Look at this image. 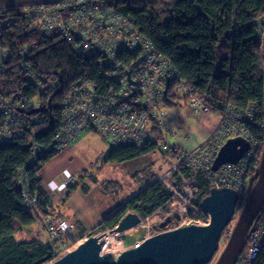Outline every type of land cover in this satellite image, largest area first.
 <instances>
[{
    "label": "trees",
    "instance_id": "1",
    "mask_svg": "<svg viewBox=\"0 0 264 264\" xmlns=\"http://www.w3.org/2000/svg\"><path fill=\"white\" fill-rule=\"evenodd\" d=\"M102 1L114 10L122 12L153 48L167 57L212 111L220 112L226 104L242 109L251 101H255L261 115L256 122L250 121L245 126L247 132L263 144L264 51L260 35L257 33V21L260 16H264V0ZM15 14L23 15L17 8L2 13L4 16ZM0 38L1 46L11 53L5 70L0 74V92L3 95L27 89L24 84V72L20 68L21 62L28 61L34 72L58 83L51 93L37 94L45 106L42 111L37 112L42 118L40 122L23 127L22 134L12 141L0 142V264H45L52 259L54 246L38 239L18 242L14 236L23 227L31 225L41 212L45 215L57 214L45 210L46 192L38 176L42 163L57 153L50 152L36 163L29 164V144L31 141L44 146L53 143L60 125L58 104L75 81H90L96 91L103 95L113 93L117 86L111 79L101 75L99 57L76 55L61 37L39 39L34 31H25L22 23H18L7 28ZM32 42H36V45L28 50L24 58H20L17 48ZM167 90L166 106H180V96L174 95L169 87ZM33 95L35 96L36 92L32 90L26 93V96ZM152 132L156 139L160 138L158 126H154ZM157 149L156 143L151 140L141 147H111L102 157V161L121 163L155 152ZM260 157L259 155L252 161L250 178L257 169ZM89 171L82 170L76 181L66 185L65 197L78 187L87 191L83 183L85 176H90L92 183L96 181L95 176L88 174ZM179 171L185 178L199 183L194 198V202L199 204L211 188L209 176L185 167ZM21 172L28 179L30 192L37 193L38 207L34 211L35 214L29 212L22 204ZM157 175L159 174L149 173L143 187L103 217L101 223L88 236L98 230L112 229L128 212H135L141 218H147L166 207L173 194L164 183L156 180ZM171 178L174 183H182L180 175L176 173L169 177ZM99 186L105 192L111 193L114 188L119 187L114 179L102 180ZM242 202L243 200L237 203L243 204ZM263 216L264 205L255 221H259ZM172 220L173 217L169 222ZM254 261V264H264V242Z\"/></svg>",
    "mask_w": 264,
    "mask_h": 264
},
{
    "label": "built area",
    "instance_id": "2",
    "mask_svg": "<svg viewBox=\"0 0 264 264\" xmlns=\"http://www.w3.org/2000/svg\"><path fill=\"white\" fill-rule=\"evenodd\" d=\"M17 9L23 15L4 16L2 13L5 10L0 12V37L7 28L18 23H22L25 31H34L39 39L61 37L76 55L99 57L101 75L111 79L117 86L113 93L103 95L96 91L92 82L75 81L58 104L60 125L53 143L44 146L31 141L29 164L36 163L50 152L58 154L65 150L87 129L92 128L93 124L96 128L94 130L112 147H141L151 140L156 143L157 151L174 159V163L156 177V180L171 190L173 195L170 202L175 197L182 200L179 215L175 212L171 214L179 219L177 218L176 222H167L166 230H172L185 223L205 224L209 220L200 203L194 202L199 183L182 176L179 171L182 167L207 174L211 187L232 188L237 192L238 201L244 199L250 181L252 161L263 149V144L250 135L245 126L250 121L256 122L261 115L255 101H251L242 109L226 104L217 112L216 126L208 138L191 150L184 149L174 141L187 140L191 137V130L181 126L170 133L167 122L172 113L166 106L167 88L169 87L174 95L180 96L184 111L195 120L199 121L213 111L172 66L170 60L153 48L122 12L107 6L102 0H61L57 3L35 4ZM257 27L261 38L264 16L258 18ZM35 45L36 42H32L19 46L18 56L24 58L28 50ZM10 56V50L0 44V74L5 70ZM20 68L24 72V84L27 89L4 95L0 92L1 143L17 138L22 134L23 127L30 123L40 122L41 116L30 113L45 107L37 94H49L58 86L55 80L34 72L28 61L21 62ZM127 72L134 84L128 82ZM29 90L35 91L36 95L26 96ZM154 126H158V139L152 132ZM237 136H242L248 141L249 150L238 162L224 163L213 171L211 165L220 145L228 138ZM169 137L174 141H169ZM173 173L180 175V189L176 188L173 178L169 179ZM68 181L74 182L75 177L69 178ZM20 187L23 206L35 214L34 211L38 207L37 193L30 192L28 179L23 172L20 173ZM165 215L162 221L170 214ZM39 223L46 242L55 244L51 261L58 259L65 251L67 253L70 248L67 238L73 231V224L59 214H46ZM71 240L74 241L73 238ZM263 242L264 216L251 225L243 252L233 264H254Z\"/></svg>",
    "mask_w": 264,
    "mask_h": 264
},
{
    "label": "water",
    "instance_id": "3",
    "mask_svg": "<svg viewBox=\"0 0 264 264\" xmlns=\"http://www.w3.org/2000/svg\"><path fill=\"white\" fill-rule=\"evenodd\" d=\"M260 39L264 51V30ZM127 80L130 84H134V81L129 77V72H127ZM262 109L264 120V98ZM19 110L21 111V109ZM42 110V108L35 109L30 113ZM92 128L96 129L93 124ZM249 148L250 144L242 136L228 138L220 145L211 169L216 171L217 167L224 163L238 162ZM260 156L257 169L246 188L239 216L214 264L235 263V260L243 252L248 230L264 205V139ZM237 202V192L232 188L211 187L207 196L200 201V205L209 216V220L205 224L185 223L172 230H166L162 229L170 221V218L166 217L159 224L161 232L143 237L136 243L124 244V248L116 255L110 252H101L100 239L107 232L92 234L83 238L74 249L48 264H209L218 250L223 231L235 216ZM141 220L139 214L128 212L108 232L120 235L127 229L138 226Z\"/></svg>",
    "mask_w": 264,
    "mask_h": 264
},
{
    "label": "crops",
    "instance_id": "4",
    "mask_svg": "<svg viewBox=\"0 0 264 264\" xmlns=\"http://www.w3.org/2000/svg\"><path fill=\"white\" fill-rule=\"evenodd\" d=\"M58 1L61 0H0V12L12 8L33 6L35 4L47 5L50 3H57ZM181 109L182 112H179V109L170 112L172 115L169 117L167 124L171 126V129H174V127L178 128L181 125L188 127L191 130V137L187 140L181 139L176 141L171 137L169 141H174L179 147L191 150L208 138L210 135L209 133L216 126L218 116L217 112L213 111L212 114L203 116V118L198 121L195 120L193 116L188 115L184 111L183 106H181ZM88 130H94V128L87 129V131ZM77 139L72 145L65 148V150L60 151L58 154L54 155V157L42 163V167L38 171V176L40 177L42 187L46 192L47 203L45 210L50 213H57L67 222H71L73 224L72 233L76 235L79 234L78 238L83 239L90 234L93 228H96L101 223L103 217L113 212L119 203L124 202L132 195L130 197H125L120 201H115L111 192H105L102 190L101 186H99L101 181L106 179L100 180L99 178H96V181L92 183L88 178H84L83 183L87 187V191H83L81 187H78L75 191L65 197L67 191L66 185L68 183H73L68 181L69 178L75 177L77 179L82 170L88 169L87 164L84 163L82 158H80V156L83 155L78 154V152H80V144ZM61 162H64V167H61L62 169L57 168L58 164L63 165ZM88 162L89 161L87 160V163ZM167 168L168 167L163 166L160 169V172H164ZM88 174L95 176L93 170H90ZM44 215L45 213L41 212V214H38L35 218L37 230L34 238L32 237L34 230L31 229V224L23 227L22 230H19L14 234L15 237L16 234L21 236L20 240H17V238L16 240L18 242H29L38 239L43 243H46L45 235L40 231L39 223ZM72 233L70 232L71 236L74 235Z\"/></svg>",
    "mask_w": 264,
    "mask_h": 264
},
{
    "label": "rangeland",
    "instance_id": "5",
    "mask_svg": "<svg viewBox=\"0 0 264 264\" xmlns=\"http://www.w3.org/2000/svg\"><path fill=\"white\" fill-rule=\"evenodd\" d=\"M179 109V112H182L181 106H168L167 110L171 111H177ZM182 126V125H181ZM180 126V127H181ZM170 133H172L174 129H171V126H169ZM183 127L188 128L183 125ZM171 137H169L170 139ZM80 144V152L78 154H82L83 156H80L84 163L88 166V171L93 170L95 174V178L106 179V180H116L118 182L119 187L114 188L112 191L115 192L112 194V197L115 201H120L121 199H124L125 197H130L132 194H136L138 190H140L144 185V180L148 177V174H158L163 166H170L172 163H174V159L172 157H166L164 153L161 151H155L152 153H147L145 155H142L141 157L126 160L121 163H109L102 161V157L107 154L111 147L109 143L101 137V135L96 130H88L85 134H83L79 139H77ZM87 160L91 163H87ZM63 165L58 164L57 168H63L64 162H61ZM61 168V169H62ZM60 169V170H61ZM86 178H90V176H85ZM76 179V178H75ZM189 179V178H188ZM90 181V180H89ZM180 184V183H179ZM175 181L176 188L180 189L181 184L179 185ZM243 204H238L236 211L234 213V217L231 220L230 224L227 226V228L223 231L219 247L215 255L210 260L209 264H214L216 259L221 253V249L224 247V245L227 242L228 235L230 231L232 230V226L235 223L237 217L239 216V212L242 208ZM182 208V200L180 197H175L172 199V201L166 205V207L161 208V210H157L154 214L147 218H141V222L138 224V226H135L133 228L127 229L125 233H122L120 235H115L114 239L120 243V246L117 247L115 254H117L120 250L124 248V244H127L129 242L136 243L140 239L146 236H150V234H155L157 232H161L162 229L166 228V224L163 226V228H159V224L162 222L165 214H170L168 217H173V221L176 222V218L179 219V217L173 214V212L178 213L179 215V209ZM31 229L34 230L33 232V238L35 237V233L37 230V224L36 219L33 221ZM95 228L92 229V231ZM92 231L90 233H92ZM73 232V231H72ZM104 232H108V230L103 231H96L95 234H103ZM110 233V232H109ZM74 234V233H72ZM76 234L70 235L69 237H72L74 241H72V238H67L69 241V250L74 249L77 244H79L83 239L82 238H76ZM111 235H114V233H111ZM17 240L21 239V236L19 234H16ZM52 246L55 247V244L52 243ZM68 248V247H67ZM69 252V251H68ZM66 253V251H65ZM64 253V254H65ZM63 254V255H64ZM52 260V259H51ZM47 261L45 264H48L52 261ZM54 261V260H53Z\"/></svg>",
    "mask_w": 264,
    "mask_h": 264
},
{
    "label": "bare ground",
    "instance_id": "6",
    "mask_svg": "<svg viewBox=\"0 0 264 264\" xmlns=\"http://www.w3.org/2000/svg\"><path fill=\"white\" fill-rule=\"evenodd\" d=\"M114 235H111V233L107 232L105 233L102 238L100 239V242L102 244V250L101 252H110L113 255L115 254V251L117 249V247L120 246V243H118V241L116 239H114Z\"/></svg>",
    "mask_w": 264,
    "mask_h": 264
}]
</instances>
